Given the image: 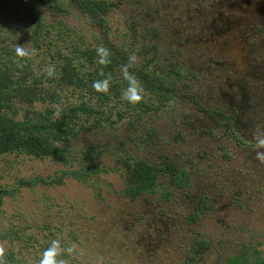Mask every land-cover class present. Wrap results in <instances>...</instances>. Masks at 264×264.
<instances>
[{
    "label": "rangeland",
    "instance_id": "obj_1",
    "mask_svg": "<svg viewBox=\"0 0 264 264\" xmlns=\"http://www.w3.org/2000/svg\"><path fill=\"white\" fill-rule=\"evenodd\" d=\"M17 1L34 8L49 33L35 44L33 22H18L1 7L0 45L15 66L27 65L33 98L14 99L8 112L15 121L44 110L57 118L81 104L92 112L77 110L72 134L57 143L64 163L0 154V191H13L0 200L6 264H39L53 240L62 249L75 245L76 253L58 257L69 264L261 262L264 164L255 155L264 149H255L253 131L264 130V0H105L112 8L101 13L104 29L72 0ZM103 35L111 55H135L134 67L152 60L156 70L151 64L142 79L161 75V91L143 87L135 106L112 91L102 102L90 94L85 86L98 57L83 63L79 52L95 51ZM16 45L35 52L19 58ZM66 58L83 76L82 87L58 82ZM169 69L176 77H167ZM111 85L120 94L127 87L122 67ZM133 161L167 170L152 192L130 199L123 190ZM93 167L84 179L72 174ZM174 169L187 177L181 187ZM32 180V187L20 184Z\"/></svg>",
    "mask_w": 264,
    "mask_h": 264
},
{
    "label": "trees",
    "instance_id": "obj_2",
    "mask_svg": "<svg viewBox=\"0 0 264 264\" xmlns=\"http://www.w3.org/2000/svg\"><path fill=\"white\" fill-rule=\"evenodd\" d=\"M50 3H53L52 0ZM76 6H78L80 13L86 16L92 23H94L98 29L106 26V21L101 13H107L111 8L112 4L107 3L105 0H72ZM0 9L2 6L6 5L11 9V14L19 21H29L33 22V25L30 30V35L33 38V42L36 44L38 39L41 36V33L48 35V31L42 22H39L38 15L34 8L27 4L20 3L17 0H0ZM110 6V7H109ZM1 13V10H0ZM1 24V23H0ZM105 27H103L104 29ZM40 34V36H39ZM61 37V34L58 35ZM103 41L101 45L106 47L107 36L103 35ZM72 53L76 54V51L71 50ZM12 52L6 50L4 46L0 45V154L7 152L21 151L29 156L33 157H48L51 159H56L62 163L67 160L66 151L57 143H60L62 139H65L70 136L73 132V124L71 119L75 118V113L77 110H81L86 113H91V109L84 106V104L79 105V108H68L62 110L59 116L53 117L50 111L44 110L43 112L32 111L30 115L25 113L23 118L20 121H15L13 119V113L8 112V106L14 104V99H22L28 101L27 104L33 102V98L29 94L28 85L25 84V80L28 78V75L25 74L27 65L21 61H17V66L15 62L12 61L11 57ZM79 60L83 63L87 62L88 64H93L94 60L97 59L96 52L93 51H80ZM67 62L65 63V70L59 72L58 82L61 84H71L73 86H83L82 77L78 76L77 66L70 58H66ZM111 63L107 67H103L99 64H95V67L92 70V76L88 77L89 85H86L87 91L91 94L93 90L92 84L94 81L102 80L104 77L100 76L99 73L101 70L107 75L111 73L113 81V73L117 67H122L127 63L128 58L125 55H111ZM153 64V70H156V65L152 60L146 61L145 63L132 67L129 71L137 76V78L143 83H146L148 86L143 84V87L153 94L154 92L161 91V85H164L167 81L164 77L156 75V72L150 73L143 80L144 72H148L150 65ZM76 70V71H75ZM175 69H169L166 71L167 77H176L174 75ZM79 73V72H78ZM25 74V75H24ZM80 74V73H79ZM81 75V74H80ZM165 82H164V80ZM111 89L109 92H113L114 95L120 96L119 91L110 85ZM173 87V86H172ZM163 92V91H162ZM99 96V101H105L106 96L97 93ZM101 97V98H100ZM230 125L231 121L230 118ZM229 125V123H228ZM229 125V126H230ZM232 127L228 130L231 133ZM232 134V133H231ZM56 143V144H55ZM91 149L88 148L84 151L85 155H89ZM97 167L90 169H83L78 173H72L75 178L84 179L87 176L93 174L94 170ZM166 167H160L154 164H148L145 162L133 161L129 165L128 179L129 185L125 187L123 193L128 196L130 199L135 198L136 196L142 193H150L153 191L155 186H157V179L160 175L165 173ZM174 182L176 186L181 187V183L187 179L185 173L179 169H174ZM36 180L32 181H23L20 184L27 187H32L35 184ZM54 184H59L60 180L57 178L53 181ZM13 191H0V200L5 194L12 193ZM1 206V203H0ZM199 248H202V244L198 245ZM230 264H242L240 259L233 258L229 261ZM256 264H264V259L261 262Z\"/></svg>",
    "mask_w": 264,
    "mask_h": 264
},
{
    "label": "clouds",
    "instance_id": "obj_3",
    "mask_svg": "<svg viewBox=\"0 0 264 264\" xmlns=\"http://www.w3.org/2000/svg\"><path fill=\"white\" fill-rule=\"evenodd\" d=\"M96 55L98 57L97 63L103 67H107L110 63L111 52L110 49L104 45H99L95 49ZM35 50L29 52L25 46L16 45L15 55L19 58H26L31 54H34ZM136 61L135 55L130 56L126 64L122 66V76L123 79L127 82V87L121 91V99L127 103L135 106L139 104L143 99V86L141 81L132 74L129 69L134 67ZM55 72L54 67L50 66L47 69L48 76H53ZM100 76L104 77L102 80L94 81L92 88L95 92L107 95L110 90V85L112 82L111 73L107 75L103 70L99 73ZM253 140L255 142V149H264V130H261L259 127L253 131ZM255 159L261 164H264V151H256ZM68 253L69 256L76 253L75 245L68 246L66 248H61L60 242L58 240H53L51 245L43 252L42 258L39 260V264H69L65 259H59L62 253ZM82 254V253H81ZM0 264H6L5 260V248L3 245H0Z\"/></svg>",
    "mask_w": 264,
    "mask_h": 264
}]
</instances>
